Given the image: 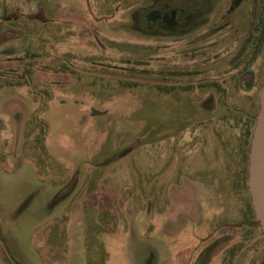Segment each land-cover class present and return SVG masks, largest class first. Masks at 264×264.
I'll return each mask as SVG.
<instances>
[{
    "label": "rangeland",
    "instance_id": "obj_1",
    "mask_svg": "<svg viewBox=\"0 0 264 264\" xmlns=\"http://www.w3.org/2000/svg\"><path fill=\"white\" fill-rule=\"evenodd\" d=\"M147 1L0 0V264H230L264 39L231 74L264 0H157L200 15L167 38L132 22Z\"/></svg>",
    "mask_w": 264,
    "mask_h": 264
},
{
    "label": "flooded vegetation",
    "instance_id": "obj_2",
    "mask_svg": "<svg viewBox=\"0 0 264 264\" xmlns=\"http://www.w3.org/2000/svg\"><path fill=\"white\" fill-rule=\"evenodd\" d=\"M238 1L235 0L231 1L230 4H233L231 6V11L235 10L239 4ZM148 3L146 5L142 6V9L149 8V12L147 14V10L144 13L142 20L143 24H141V19H135L132 20V22H135V25L137 26L136 29L141 31L143 34H147L150 36H162V38H167L169 36L176 35L180 33L182 28H185L189 24L193 23L196 18L199 16L194 15L193 18H190L189 20L183 19L184 13H182V16L180 15V12H178L175 9H171L169 7L168 3L162 2L161 4L158 3L157 0H148ZM230 13V11H229ZM263 14H264V6L261 12V17H259V22L261 18V26L259 33L255 36H253L249 41L251 47L255 48L256 46L261 47L263 43V30H262V21H263ZM38 17H40V14H38ZM36 15V16H37ZM147 16V18H145ZM226 19L221 22H227L228 23V8L226 10ZM39 19V18H38ZM42 20V19H39ZM187 21V22H186ZM7 18L3 15H0V24L7 23ZM140 29H143L140 30ZM4 34V33H3ZM239 159L238 162L235 163L233 166V169H231L229 175H228V187L229 192L228 196L233 201L236 202L237 205H235V214L239 217L240 222L236 223L233 222L229 224L231 227H233L232 231L228 232V242L230 245L228 246V263L230 264H240V257L241 254L245 251H247V248L249 249V245H256L258 246L259 243H261V239L259 238V235L256 236L255 233H258V230L264 231V228H262L258 222L254 219L253 214V221L248 220V212H247V203H250V196L248 192V186H247V180H248V152L247 156L244 160H242V157L240 156V152L238 155ZM251 204V203H250ZM247 247V248H245ZM256 257H260V252L256 253ZM257 264H264V255L261 261H259Z\"/></svg>",
    "mask_w": 264,
    "mask_h": 264
},
{
    "label": "water",
    "instance_id": "obj_3",
    "mask_svg": "<svg viewBox=\"0 0 264 264\" xmlns=\"http://www.w3.org/2000/svg\"><path fill=\"white\" fill-rule=\"evenodd\" d=\"M264 28V14L262 30ZM129 149L121 153L125 155ZM248 192L254 219L264 228V78L257 99L255 123L248 146Z\"/></svg>",
    "mask_w": 264,
    "mask_h": 264
},
{
    "label": "trees",
    "instance_id": "obj_4",
    "mask_svg": "<svg viewBox=\"0 0 264 264\" xmlns=\"http://www.w3.org/2000/svg\"><path fill=\"white\" fill-rule=\"evenodd\" d=\"M260 25H261V18H260ZM250 51L246 53L245 57H243V61H242V65H240V68L237 70V72L234 74H231V78L232 81L235 82H239V76H241L242 74H244L247 71V67L249 66V64H251L257 54L260 51V47L256 46L255 48H250ZM218 82V81H216ZM208 83L205 82V85L203 84V86H208V87H213V88H221L224 92L225 89L222 86L223 84L220 83ZM257 111V106H251L249 109V114L247 115H241V118H244L243 121V125H244V132H243V136H242V142L240 143L239 146V150H240V156L242 157V160H244L247 156V152H248V146H249V140H250V136H251V131L252 128L254 126L255 123V113ZM247 212H248V220L251 222L253 221V211H252V207L251 204L248 202L247 203Z\"/></svg>",
    "mask_w": 264,
    "mask_h": 264
}]
</instances>
